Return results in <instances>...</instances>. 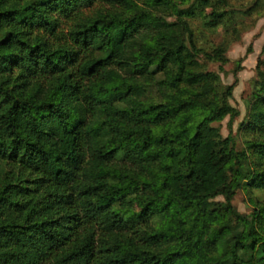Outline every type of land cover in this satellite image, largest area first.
<instances>
[{
    "label": "trees",
    "instance_id": "1",
    "mask_svg": "<svg viewBox=\"0 0 264 264\" xmlns=\"http://www.w3.org/2000/svg\"><path fill=\"white\" fill-rule=\"evenodd\" d=\"M232 3L0 0V264H178L201 228L193 264H264V202L231 203L264 188V69L236 150L190 24L236 34Z\"/></svg>",
    "mask_w": 264,
    "mask_h": 264
},
{
    "label": "rangeland",
    "instance_id": "2",
    "mask_svg": "<svg viewBox=\"0 0 264 264\" xmlns=\"http://www.w3.org/2000/svg\"><path fill=\"white\" fill-rule=\"evenodd\" d=\"M169 1L170 5L174 2L179 9H185L193 0L183 3H180V0ZM256 1L232 0L235 8L248 10L243 15L241 14L236 34L228 33L226 35L223 26H218L215 30H204L201 20L197 18L190 22L195 29L194 45L196 48H200L195 56L198 69L217 74L219 90L233 85L228 102L237 111V114L231 120H229V116H226L212 125L218 127L222 137L227 135L232 137V144L236 150H241L247 145V138L242 131L241 124L246 121L249 113L257 71L264 69V0L255 3ZM205 11H209V9ZM166 18L169 21L175 20V17L171 15H166ZM223 43L226 45V59L222 64L223 71L221 72L218 69L219 62L207 57L204 50L209 52L212 48ZM187 44L191 47L188 42ZM204 115L205 112L200 111V116ZM251 136L254 137V134L252 133ZM215 200L223 201V198L217 196ZM255 201L264 202V188L242 185L234 192L231 203L238 213L249 215L257 206ZM220 228L226 230L227 224L221 223ZM205 232V228L199 230L197 240L189 245L185 257L178 264H193L196 259L205 256L204 249L199 246Z\"/></svg>",
    "mask_w": 264,
    "mask_h": 264
}]
</instances>
